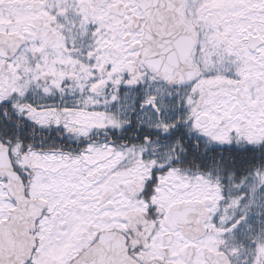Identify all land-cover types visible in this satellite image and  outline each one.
I'll return each mask as SVG.
<instances>
[{"label":"snow or ice","instance_id":"obj_1","mask_svg":"<svg viewBox=\"0 0 264 264\" xmlns=\"http://www.w3.org/2000/svg\"><path fill=\"white\" fill-rule=\"evenodd\" d=\"M0 264H264V0H0Z\"/></svg>","mask_w":264,"mask_h":264}]
</instances>
